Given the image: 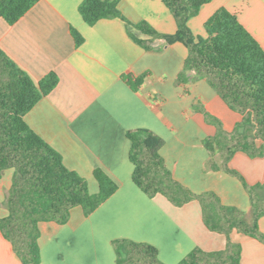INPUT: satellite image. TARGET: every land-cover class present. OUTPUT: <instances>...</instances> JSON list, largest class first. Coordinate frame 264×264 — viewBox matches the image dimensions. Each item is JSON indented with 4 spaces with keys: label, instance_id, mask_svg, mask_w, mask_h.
<instances>
[{
    "label": "crops",
    "instance_id": "1",
    "mask_svg": "<svg viewBox=\"0 0 264 264\" xmlns=\"http://www.w3.org/2000/svg\"><path fill=\"white\" fill-rule=\"evenodd\" d=\"M84 0H39L17 22L0 18V49L38 84L47 74L56 87L26 115L25 122L62 157L63 164L83 177L90 194L98 192L93 178L103 171L116 192L85 217L81 207L70 211L66 224H39V264H116L112 241L125 239L154 246L163 264H178L194 248L224 249L226 238L204 226L196 201L182 207L164 197L145 196L132 182L127 131L147 129L164 141L161 156L172 177L195 194L212 191L222 204L250 214L247 193L237 177L212 171L203 147L214 127L205 123L195 105L233 130L241 117L231 111L205 80L179 83L187 49L180 43L155 40L143 49L132 36L149 38L120 19L87 25L78 8ZM118 9L130 23L146 22L160 34H173L176 23L159 0H120ZM219 9L234 14L264 51V0H209L188 26L205 37L204 23ZM72 30L83 39L76 47ZM144 81L131 90L123 76ZM229 168L248 185L264 183V157L251 159L238 152ZM13 169L0 175V219L7 216L5 198ZM264 233V217L258 221ZM240 245L241 264H264V245L233 231ZM0 264H22L0 232Z\"/></svg>",
    "mask_w": 264,
    "mask_h": 264
},
{
    "label": "trees",
    "instance_id": "2",
    "mask_svg": "<svg viewBox=\"0 0 264 264\" xmlns=\"http://www.w3.org/2000/svg\"><path fill=\"white\" fill-rule=\"evenodd\" d=\"M38 1L0 0V18L12 25ZM119 1L84 0L78 11L89 26L102 19L122 20L149 38L132 36L147 51L156 49L151 46L155 40L165 45L182 44L187 56L178 82L205 80L224 104L241 117L227 133L219 118L201 105L194 106L205 123L215 129L213 136L202 141L209 168L239 179L249 198L250 214L246 216L236 207L222 204L212 191L195 194L174 180L160 153L163 139L147 129L126 132L132 182L148 198L160 195L175 207L196 201L207 230L226 238L224 249L205 252L194 248L178 264H241V247L230 240V234L236 231L264 245V233L258 224L264 217V183L248 185L239 173L229 168V162L238 152L251 159L264 157V51L237 17L225 9L217 10L204 23L205 37L195 36L188 22L209 0H159L175 20L173 34H160L143 21L130 24L118 9ZM72 34L79 47L82 37L74 30ZM144 77L122 79L131 90L137 91ZM57 83L58 77L52 72L35 84L0 49V175L5 169H13L4 201L8 214L0 219V232L22 264L40 263V223L64 225L75 207H81L88 217L118 188L109 176L96 169L93 178L98 192L90 194L87 181L67 169L61 155L26 124L25 115ZM111 245L116 264H163L157 249L150 244L118 239Z\"/></svg>",
    "mask_w": 264,
    "mask_h": 264
}]
</instances>
